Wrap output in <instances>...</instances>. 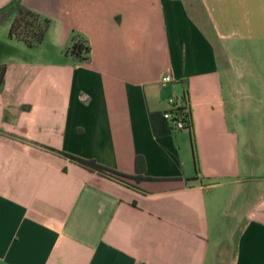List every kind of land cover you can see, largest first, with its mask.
<instances>
[{"label":"crops","instance_id":"obj_1","mask_svg":"<svg viewBox=\"0 0 264 264\" xmlns=\"http://www.w3.org/2000/svg\"><path fill=\"white\" fill-rule=\"evenodd\" d=\"M21 2L50 25L0 57V264H264V0Z\"/></svg>","mask_w":264,"mask_h":264},{"label":"trees","instance_id":"obj_2","mask_svg":"<svg viewBox=\"0 0 264 264\" xmlns=\"http://www.w3.org/2000/svg\"><path fill=\"white\" fill-rule=\"evenodd\" d=\"M7 21H10L8 38L21 41L27 47H34L40 44L50 25V18L24 5L21 0H9L3 5V8L0 10V26ZM90 51L91 47L88 40L82 34L76 32L72 37L71 45L66 48L65 54L76 62H84L89 60ZM6 68V63H0V90L4 86ZM181 98V103L173 109V112L178 119L184 122L186 128L192 132L191 110L186 89ZM152 120L155 132L158 135L166 134L173 130L169 121L163 117V113L153 114ZM191 135L194 163L198 171V157L193 133ZM65 155L90 171H96L102 175L117 179L120 177L116 172L100 165L92 159H83L69 154ZM135 169L138 174L135 176V179H139L144 173V160L141 156H137L135 159Z\"/></svg>","mask_w":264,"mask_h":264},{"label":"built area","instance_id":"obj_3","mask_svg":"<svg viewBox=\"0 0 264 264\" xmlns=\"http://www.w3.org/2000/svg\"><path fill=\"white\" fill-rule=\"evenodd\" d=\"M171 80H172V76L168 72V73H165L164 75H162L160 77L159 84L161 86H165ZM181 100H182V98L180 99V101ZM169 103H170V108L168 110H166V111L163 112V117L169 121L170 126L175 131L186 128V125L184 124V122H182L180 119H178L176 117L175 113L173 112V109H175L180 104L179 101H177V98L175 96L174 97H171L169 99Z\"/></svg>","mask_w":264,"mask_h":264},{"label":"rangeland","instance_id":"obj_4","mask_svg":"<svg viewBox=\"0 0 264 264\" xmlns=\"http://www.w3.org/2000/svg\"><path fill=\"white\" fill-rule=\"evenodd\" d=\"M8 29H9V25L7 23H4L0 26V57L4 56L5 53L12 52L14 49L13 48L14 44L16 43H19L22 45L24 44L21 41L7 38Z\"/></svg>","mask_w":264,"mask_h":264},{"label":"water","instance_id":"obj_5","mask_svg":"<svg viewBox=\"0 0 264 264\" xmlns=\"http://www.w3.org/2000/svg\"><path fill=\"white\" fill-rule=\"evenodd\" d=\"M3 8V6L0 7V10Z\"/></svg>","mask_w":264,"mask_h":264}]
</instances>
